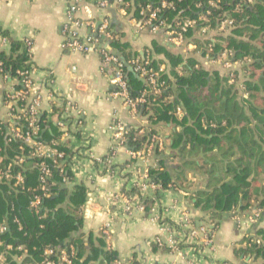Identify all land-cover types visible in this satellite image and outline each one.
I'll return each instance as SVG.
<instances>
[{
    "label": "trees",
    "instance_id": "16d2710c",
    "mask_svg": "<svg viewBox=\"0 0 264 264\" xmlns=\"http://www.w3.org/2000/svg\"><path fill=\"white\" fill-rule=\"evenodd\" d=\"M122 1L127 13L133 12L139 18L142 8L157 6L164 0ZM166 1L174 3L176 10L164 9L162 15L165 18L177 19V22L187 18L198 19L197 28L190 29L186 35L190 37L189 41L197 45L196 53L200 51L206 54L210 43L214 46L213 56L225 50L232 51L230 57L240 64V68L233 72L236 82L229 83L228 75L203 69L194 58L174 54L154 41L155 53L167 58L173 79L167 71L161 78L166 80L167 88L157 96H149L148 102L139 106V116L145 117L149 124L144 132H141L144 127L129 126L125 144L131 150L145 154L152 148L151 157H154L155 165L147 168L149 182L160 185L163 191L188 189L192 184L190 174L199 179L191 198L195 199V206L209 216L211 226H214L209 231L212 236L225 213L236 210L244 212L256 204L258 208H264V0H254L252 4L247 0ZM212 1L216 6L210 4ZM200 16L204 18L199 19ZM225 19L234 20L229 34L215 35L214 42L208 36H201L204 26L218 29ZM3 34L10 43V52L0 51V74L12 72L15 75L18 69L31 68L33 65L27 42L14 39L7 32ZM113 43L122 54V60L128 62L134 58L129 43L116 38ZM150 56L146 51V59H140L141 63L158 69L162 62ZM134 67L133 64L125 65L124 72L130 95L136 98L149 89V85L140 78ZM179 70L183 72L179 73ZM239 70L244 72L245 79L241 84L248 96L240 94L237 87ZM178 107L182 108L181 119L175 115ZM52 109L61 114L65 110L64 106L55 104H52ZM162 120L182 126L174 134L172 144L176 150L173 156L179 153L182 161L175 168H169L165 158H159L164 152L154 140L158 132L153 125ZM39 125L42 140L46 143L58 141L57 146L65 152V157L57 163L49 162L51 174L48 188L51 195L44 199L40 213L30 209L29 202L40 192L41 159L30 158L24 164L14 165L13 172H23L26 183L25 188H14L10 183L0 184V222H10V230L5 237L14 245H25L37 260H41L47 247L59 251L74 245V264H94L100 256H103L100 264H114L117 251L107 250L104 238H99L96 244L90 236L88 244H84L81 236H76L83 225L88 188L83 180H77L73 171L75 152L60 141L63 132L48 121L46 113L40 116ZM48 125L53 128V134L49 133ZM76 135L79 136V133ZM6 141L5 135L0 134V147L6 150L10 159L31 150L29 146L21 150V140L15 139L8 146ZM111 156L112 151L101 159L106 160ZM97 162L94 160V164ZM133 163L135 160H129L126 164ZM126 193L140 196V188L133 185ZM160 201L159 190L155 191L153 198L143 196L141 204L145 207V215L149 216ZM14 216L20 218L22 229L13 222ZM180 246L182 248L184 245ZM153 248L157 250L161 247L154 242ZM234 251L238 259H248L250 264H264V230L257 229L247 234ZM31 261L26 258L20 264ZM131 264H139L136 257ZM220 264L233 263L224 261Z\"/></svg>",
    "mask_w": 264,
    "mask_h": 264
},
{
    "label": "crops",
    "instance_id": "0c3cea01",
    "mask_svg": "<svg viewBox=\"0 0 264 264\" xmlns=\"http://www.w3.org/2000/svg\"><path fill=\"white\" fill-rule=\"evenodd\" d=\"M69 4L70 0H0V51L10 52V43L7 37L3 36L4 32L16 40L26 41L27 45L28 41L31 42L28 48L30 60L36 68L34 77L37 80H52L55 93L76 105L77 109L73 111L71 118L72 122L77 123L76 128H70L69 137L60 138V141L75 152L77 158L73 171L77 180H83L88 188V200L83 209V225L76 236H81L84 244H88L90 236L96 244L99 243V238H104L106 249L117 251L118 257L114 264H131L134 257L139 264H220L224 261L250 264L248 259H238L234 249L247 234H252L257 229L264 230V208H258L256 204L244 212L236 210L222 215L213 232L212 244L202 253L188 243V239L182 242L184 246L181 255L168 245L155 250L154 241L163 234L160 224L150 215L139 213L134 206L136 195L126 193L133 186L136 169L139 167L143 171L149 166H154V157H151L147 164L142 160L133 159L128 150L120 149L113 160L115 167L109 171L99 161L97 164L91 163L92 159H100L109 154L114 134L111 127L116 119L122 120L128 127L148 126L149 122L145 117L133 116L120 98L112 96L113 86L108 80L111 69L103 65L98 50L86 54L62 46L67 38L64 29ZM106 15L110 18L116 40L129 43L134 58L145 60L146 51H149L152 55L150 58L161 61V65L166 67L172 79L173 74L170 73L167 58L155 53L154 41L174 54L194 58L203 69L219 72L222 76L227 75L228 69L219 64L207 63L195 49L170 42L164 31L152 33L137 28L135 19L138 15L136 18L133 17V12L125 15L122 0H111V5L104 11L94 8L92 22H95V25L82 28L80 34L96 36L97 26ZM212 34L215 35L216 32ZM113 44L112 48L120 52ZM237 67L240 68V64ZM239 73L241 75L238 76L240 80L237 87L240 94L244 95L240 85L245 75L242 71ZM12 86H17L14 81L6 82L0 78V120H8L9 108L3 103V98ZM48 93L47 90L44 91L41 115L48 114V121L53 122L58 130L57 122L63 113L53 111L52 104L62 105L50 99ZM175 115L179 119L183 117V113L176 112ZM153 127L160 137L159 149L164 152L159 158H165L169 168L177 167L182 161L179 153L173 156L176 150L172 148V144L174 134L179 132L182 126L173 121L162 120ZM48 128L49 133L53 134V128ZM129 160H135V163L126 164ZM189 179L192 184L188 189L171 188L163 191L156 188L144 196L153 198L155 191L159 190L160 210L166 223L176 225L184 216H188L196 227L206 226L210 231L214 226H211L209 216L196 207L195 199L191 198L199 179L191 174ZM106 228L111 232L110 238L103 233ZM102 259L103 256H100L94 264H100Z\"/></svg>",
    "mask_w": 264,
    "mask_h": 264
},
{
    "label": "built area",
    "instance_id": "2783aa9c",
    "mask_svg": "<svg viewBox=\"0 0 264 264\" xmlns=\"http://www.w3.org/2000/svg\"><path fill=\"white\" fill-rule=\"evenodd\" d=\"M247 2L252 4L254 0H247ZM123 3L124 2L122 1V4ZM210 4L216 6L215 1L210 2ZM110 5L111 0H70V4L67 8V23L65 24L64 29L67 38L62 46L66 49L86 54L98 50L103 65L111 69L108 75V80L113 86L112 96L120 98L123 105L129 108L132 115L138 117L139 106L147 103L149 96H157L167 88L168 85L166 80L161 79L163 75L167 73V69L164 65H161L158 69L144 66L141 63L140 58H133L128 62L122 60L121 56L112 48L115 33L110 18L107 15L101 18V23L97 26L96 36H82L80 34L82 28L87 26L93 27L95 25V22H92L94 19V8L104 11L109 8ZM166 8L176 10L174 3L164 0L157 6L147 5L142 8L139 12V18H136L133 14V17L136 18L135 23L137 28L145 29L152 33L164 31L166 37L173 44L187 46L188 48L196 50L197 45L189 41L190 37H187L186 35L190 29L197 28L198 19L187 18L178 22L177 19L169 20V18H165V16L162 15ZM123 13L129 15L125 8H123ZM202 18L204 17H199V19ZM233 24V19H225L221 22L218 29L213 30L209 26H204L201 29V36H208L211 41L214 42L216 40L214 37L215 35L230 32ZM212 32H216V34L213 35ZM30 44L31 42L28 41V45ZM99 44L101 46H98ZM199 52L198 54L202 56L207 63L219 64L228 69V71L232 68H236L239 64L230 57L232 51L229 50H225L222 53L213 56L212 53L214 52V46L212 43L208 45V51L206 54ZM130 64L135 66L134 70L138 72L140 78L149 85V89L144 90L142 94L136 98L131 97L129 84L125 79V65ZM35 70L36 68L31 66L29 69H18L15 75H13L12 72L0 74V78L6 82L17 81L19 83V85L9 88L4 95L3 103L9 108L8 120H0V134L5 135V138L7 139L6 146L13 142V140L18 139L21 140L23 144L21 150L24 151V146L31 147V150L27 154H19L17 157H12L11 159L8 157L6 150L0 147V184L10 183L14 188H25L26 176L21 171L13 172L14 165L24 164L27 159L30 158L41 159L39 164L40 192L35 194L29 202L30 209L35 213H40L44 199L51 195V191L48 188V179L51 174L49 162L51 160L53 163H57L60 159L65 157V152L61 151L57 146L58 141L46 143L40 137L39 119L42 112L41 103L43 101L44 91L47 90L49 92V98L56 100V102H59L60 105L65 108L63 115L57 122L59 130L63 132V137L70 136L71 127L75 126L76 128L77 123L72 122L71 118L73 111H76L77 108L71 100L55 93L53 88L54 82L52 80H37L34 77ZM182 72L183 71L179 70V73ZM233 72L234 70H232L230 74H227L229 83L236 82V77ZM240 86L244 91V85L241 84ZM244 96H248L245 91ZM177 113H182L181 107L177 108ZM142 127L144 128L141 132H144L146 125ZM111 128L113 129L114 134L109 153L112 151L113 156L106 160L94 158L91 161L92 164L94 163V160H97L102 163L107 171H109L111 166H113L114 157L120 149L128 150L133 159H139L148 164L152 153L151 147L147 154L143 151H133L130 148L128 149V145L125 144L128 126L122 120L116 119ZM154 140L159 143L160 137L156 135L154 136ZM90 156H92L91 153ZM76 158L75 155L73 157V166L76 164ZM133 185L140 188V196L136 195L134 206L139 213L145 214V207L141 204V198L150 190L161 188V186L149 182L148 169L142 171L139 167L136 169ZM150 216L160 224L163 231V234L158 236L154 241L160 247L168 245L176 251V253L181 255L183 254V249L180 245H182L183 241L186 242V239H188V243L193 245L196 249H199V252L201 251V253L212 244V236L210 235L209 228L206 226L199 228L196 227L192 219L188 216H184L176 225L166 223L160 210V204H156L152 208ZM13 222L19 225V228L22 229L23 226L18 216H14ZM9 230V221L4 220L0 222V264H13L14 262L20 264V262L26 258L32 259L28 264H74V257L76 256L74 245L60 249L59 251L53 247H47L42 253L41 260H37L32 254H30L25 245H14L7 239V237H5ZM103 233L107 238H110L111 232L108 231L107 228L103 229ZM116 264L120 263L116 262Z\"/></svg>",
    "mask_w": 264,
    "mask_h": 264
},
{
    "label": "rangeland",
    "instance_id": "374dc122",
    "mask_svg": "<svg viewBox=\"0 0 264 264\" xmlns=\"http://www.w3.org/2000/svg\"><path fill=\"white\" fill-rule=\"evenodd\" d=\"M197 53H198V52H197ZM235 69H237V70H238V69H239V67H237V68H234V69L232 68L231 70L227 71V74H228V73L230 74V73L232 72V70H235ZM240 71H242V72H243V70H239V71H238V76H240V75H241V73H239Z\"/></svg>",
    "mask_w": 264,
    "mask_h": 264
},
{
    "label": "water",
    "instance_id": "95a60500",
    "mask_svg": "<svg viewBox=\"0 0 264 264\" xmlns=\"http://www.w3.org/2000/svg\"><path fill=\"white\" fill-rule=\"evenodd\" d=\"M109 43H111V42H109ZM118 55H121L120 54V52H116ZM14 84H16V85H18L19 83L17 82V81H14ZM198 220H199V218H198Z\"/></svg>",
    "mask_w": 264,
    "mask_h": 264
}]
</instances>
